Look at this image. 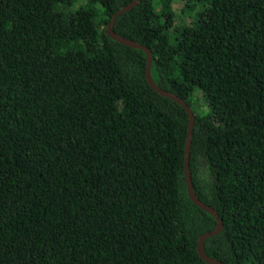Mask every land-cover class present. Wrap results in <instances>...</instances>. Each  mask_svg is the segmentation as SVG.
Here are the masks:
<instances>
[{"label": "trees", "instance_id": "1", "mask_svg": "<svg viewBox=\"0 0 264 264\" xmlns=\"http://www.w3.org/2000/svg\"><path fill=\"white\" fill-rule=\"evenodd\" d=\"M130 1L0 0V264H209L188 115L107 33ZM180 1L187 24L140 0L113 30L194 114L206 254L264 264V0Z\"/></svg>", "mask_w": 264, "mask_h": 264}, {"label": "water", "instance_id": "2", "mask_svg": "<svg viewBox=\"0 0 264 264\" xmlns=\"http://www.w3.org/2000/svg\"><path fill=\"white\" fill-rule=\"evenodd\" d=\"M139 1L140 0H131L128 4L124 5L123 7L119 8L115 13H113L110 21L107 24V33L116 42H119V43L126 45V46H130V47H134V48H138V49L143 50L145 55H146L145 78H146V81L148 82V84L150 85V87L153 90H155L157 93L175 100L185 109V111L188 115L187 132H186L185 146H184V177H185V183H186V191H187L189 198L191 199V201L195 205H197L201 209L205 210L206 212L210 213L216 220V225H215L213 230L202 233L199 235V237L197 239V243H196V251H197L198 256L203 261H205L206 263H209V264H227V263H225L219 259H215V258L207 255L205 250H204V240L208 237H211V236L218 234L223 227V222H222L221 218L219 217L217 211L214 208H212L211 206L204 203L201 199H199L197 197L196 193L194 192L193 183H192L191 175H190V171H189V155H190L192 130H193V125H194V114H193L191 108L189 107V105L182 98H180L179 96H177L176 94H174L170 91H167L165 89L160 88L155 83V81L152 78L151 72H150L151 62H152L151 50L147 46H145V45H143V44H141L135 40L123 37V36L117 34L113 30V24L115 22L116 17L119 14L132 9Z\"/></svg>", "mask_w": 264, "mask_h": 264}, {"label": "rangeland", "instance_id": "3", "mask_svg": "<svg viewBox=\"0 0 264 264\" xmlns=\"http://www.w3.org/2000/svg\"><path fill=\"white\" fill-rule=\"evenodd\" d=\"M200 5V4H198ZM173 8L176 13L175 24L176 25H184L190 22L191 15L186 8V4L180 0H173ZM198 8V7H197ZM198 97H200V93H196Z\"/></svg>", "mask_w": 264, "mask_h": 264}]
</instances>
